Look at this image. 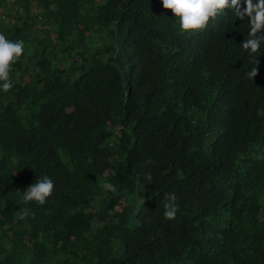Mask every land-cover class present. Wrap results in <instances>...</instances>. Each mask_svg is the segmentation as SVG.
<instances>
[{
  "label": "trees",
  "instance_id": "1",
  "mask_svg": "<svg viewBox=\"0 0 264 264\" xmlns=\"http://www.w3.org/2000/svg\"><path fill=\"white\" fill-rule=\"evenodd\" d=\"M249 31L226 9L182 32L161 0H0V33L24 41L0 89V264H264ZM45 175L53 194L26 204Z\"/></svg>",
  "mask_w": 264,
  "mask_h": 264
},
{
  "label": "clouds",
  "instance_id": "2",
  "mask_svg": "<svg viewBox=\"0 0 264 264\" xmlns=\"http://www.w3.org/2000/svg\"><path fill=\"white\" fill-rule=\"evenodd\" d=\"M165 10H170L179 20V27L182 32L204 31L208 25L230 9L236 18L249 19L250 31L248 38L244 40L241 47L250 54H256L264 45V0H161ZM24 53V41H12L0 33V89L8 92L14 86L12 80L13 65ZM257 60L254 66L247 73V77L253 80L258 75ZM258 115L264 116V108L259 109ZM151 163V161H149ZM145 178L151 182V173H146ZM104 189L115 192L116 187L111 183H105ZM55 190L54 181L48 176H42L21 193L23 201H35L43 205ZM164 203V216L166 219H174L179 207L175 193L166 194ZM32 215L28 208H24L20 219H26Z\"/></svg>",
  "mask_w": 264,
  "mask_h": 264
}]
</instances>
